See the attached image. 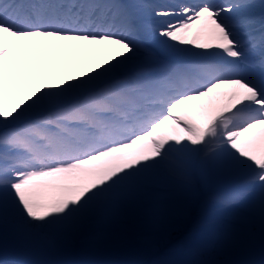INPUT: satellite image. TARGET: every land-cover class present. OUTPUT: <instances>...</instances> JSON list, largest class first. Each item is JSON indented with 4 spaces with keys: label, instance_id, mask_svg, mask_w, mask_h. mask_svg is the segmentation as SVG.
I'll list each match as a JSON object with an SVG mask.
<instances>
[{
    "label": "snow or ice",
    "instance_id": "1",
    "mask_svg": "<svg viewBox=\"0 0 264 264\" xmlns=\"http://www.w3.org/2000/svg\"><path fill=\"white\" fill-rule=\"evenodd\" d=\"M145 206L264 264V0H0V264Z\"/></svg>",
    "mask_w": 264,
    "mask_h": 264
},
{
    "label": "rangeland",
    "instance_id": "2",
    "mask_svg": "<svg viewBox=\"0 0 264 264\" xmlns=\"http://www.w3.org/2000/svg\"><path fill=\"white\" fill-rule=\"evenodd\" d=\"M175 227L176 224L154 230L140 217L133 219L128 229L121 231L118 238H98L102 231L95 226L59 251H14L10 244L6 258L9 261L49 259L89 264H164L184 259L178 247L182 239L181 234L165 241L167 237H171ZM259 243L252 242L251 245L235 247L227 245L221 250L217 246L205 258L219 261L256 259L260 255Z\"/></svg>",
    "mask_w": 264,
    "mask_h": 264
},
{
    "label": "bare ground",
    "instance_id": "3",
    "mask_svg": "<svg viewBox=\"0 0 264 264\" xmlns=\"http://www.w3.org/2000/svg\"><path fill=\"white\" fill-rule=\"evenodd\" d=\"M140 217L144 218L146 223L151 225L154 230H161L164 227L176 224V219L174 215L170 214V212L166 208L161 207L159 212L156 215H153L152 211L148 208V206H145L141 210L126 211L119 217L117 222L113 225H97L102 231V233L99 234L98 238H118L120 237L121 231L128 229L129 223L132 222L133 219H138ZM178 234L181 233L175 227L173 233L171 234V237H167L165 241H169L170 239L175 238V236ZM255 241L259 242L258 239Z\"/></svg>",
    "mask_w": 264,
    "mask_h": 264
}]
</instances>
